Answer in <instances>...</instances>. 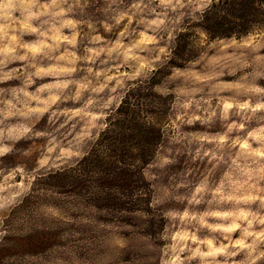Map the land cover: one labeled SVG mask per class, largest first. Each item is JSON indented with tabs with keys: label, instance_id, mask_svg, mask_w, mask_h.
<instances>
[{
	"label": "rangeland",
	"instance_id": "rangeland-1",
	"mask_svg": "<svg viewBox=\"0 0 264 264\" xmlns=\"http://www.w3.org/2000/svg\"><path fill=\"white\" fill-rule=\"evenodd\" d=\"M123 134L144 179L96 206ZM0 264H264V0H0Z\"/></svg>",
	"mask_w": 264,
	"mask_h": 264
},
{
	"label": "trees",
	"instance_id": "trees-1",
	"mask_svg": "<svg viewBox=\"0 0 264 264\" xmlns=\"http://www.w3.org/2000/svg\"><path fill=\"white\" fill-rule=\"evenodd\" d=\"M238 9L245 11L247 8L241 6ZM233 13L234 12L231 11L228 14L230 15ZM225 18H227L225 13L224 16L219 15V13L210 16V20H215L213 21L214 24L219 26L229 24L228 22L224 24L225 22H223V20ZM125 122L132 123L129 126H134V129L131 131L130 135L132 138H134L133 141H135V143L130 146L138 149L139 154L149 161L153 156V147L156 141H159V138H157L155 132L152 131V122L149 120L135 121V118H127ZM134 122L136 123L135 125ZM122 123L123 122H121L120 127L122 126ZM121 129H124V131L127 132V128L124 127V125ZM123 137H125L124 134L118 138V142L110 141L103 148L99 143L97 148H95L94 151L88 153L87 156L82 159L83 161H81V163L87 162L85 163V167L91 168L89 170L87 168L86 171H88L90 174H93V176L90 177L92 183H95L96 185V182H98V188H95L94 191H89L88 193V196L91 197L90 199L94 200L95 202H104L95 203L96 206L99 205V207H101L103 205L110 208H117L126 204L128 205V203L132 204V200L137 197V191L139 190L138 187L140 186V182L144 179V174L141 168H138L137 166L133 165V163L128 162L126 157L129 155V150L124 147L125 143L121 142ZM111 142L112 145L110 144ZM86 171L82 175L77 173L74 174L73 181L71 180L72 183L74 182L73 184H75L77 187L84 185ZM92 183L89 185V187L93 185ZM102 184L106 185L103 187ZM137 202L138 201H136V203Z\"/></svg>",
	"mask_w": 264,
	"mask_h": 264
}]
</instances>
